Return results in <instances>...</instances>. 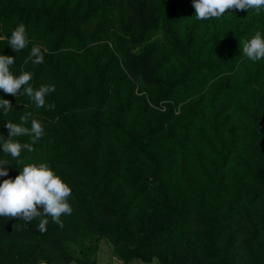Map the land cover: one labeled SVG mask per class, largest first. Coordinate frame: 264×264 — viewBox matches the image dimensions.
I'll return each mask as SVG.
<instances>
[{
  "label": "trees",
  "instance_id": "trees-1",
  "mask_svg": "<svg viewBox=\"0 0 264 264\" xmlns=\"http://www.w3.org/2000/svg\"><path fill=\"white\" fill-rule=\"evenodd\" d=\"M193 3L0 0L10 72L31 73L34 91L55 86L43 108L23 88L0 90L12 106L0 108V140L7 122L44 129L35 144L12 138L34 149L16 159L0 146V183L46 164L72 189L62 228L0 217V264H84L70 243L90 264L104 239L126 264H264V59L242 51L264 38V8L198 20ZM20 24L29 43L14 52Z\"/></svg>",
  "mask_w": 264,
  "mask_h": 264
},
{
  "label": "clouds",
  "instance_id": "clouds-1",
  "mask_svg": "<svg viewBox=\"0 0 264 264\" xmlns=\"http://www.w3.org/2000/svg\"><path fill=\"white\" fill-rule=\"evenodd\" d=\"M193 7L198 20H210L220 18L229 9L238 11L256 9L259 14L260 9L264 8V0H194ZM25 32L23 24L12 32L8 44L14 52L23 50L28 45L29 41ZM242 51L243 55L251 61L264 59V38L261 33L256 32L250 40L243 42ZM30 56L34 58L33 64L43 63L44 56L39 46L31 49ZM14 61L15 58L12 56L0 55V90L16 97L23 88V93L33 100L38 108H43L45 106L44 97L54 92L55 86L43 85L36 91L31 86L23 87L32 79V74L24 72L18 77L14 76L9 70ZM0 108H3L6 114L12 108L11 102L0 99ZM54 109V104L48 105L49 111ZM30 116L31 113H26L21 117V121L27 123ZM5 127L9 131V138L7 141L0 140V146H2L3 153L14 159L20 156L22 149H27L29 152L34 149L31 144L22 145L19 142H13V137L31 136L32 144H35L42 138L44 132L41 123L35 119H32L30 129L22 124L17 125L10 122H7ZM9 164L7 160H0V177L8 176V171L4 166ZM71 194L72 189L46 164L26 165L14 180L9 178L0 183V217L20 218L25 223H30L36 217L50 216L53 222L62 228L61 215H70L72 212L68 203ZM47 224V219H41L38 230L41 233L46 232Z\"/></svg>",
  "mask_w": 264,
  "mask_h": 264
},
{
  "label": "rangeland",
  "instance_id": "rangeland-1",
  "mask_svg": "<svg viewBox=\"0 0 264 264\" xmlns=\"http://www.w3.org/2000/svg\"><path fill=\"white\" fill-rule=\"evenodd\" d=\"M85 244L87 246H92V245H95L96 242L87 240L85 242ZM69 249L71 251H73L75 253V255L81 261L84 262V264H88V263H85V258L82 254L83 248H81V247H79L73 243H70ZM89 260H90V264L91 263H94V264H126L118 258V256L114 252L112 244L107 239H104L101 241V243L97 246V253H95V255L91 256L89 258ZM72 264H77V263H72ZM129 264H145V263H143L140 260H135ZM150 264H160V263L157 260H155L153 263H150Z\"/></svg>",
  "mask_w": 264,
  "mask_h": 264
}]
</instances>
